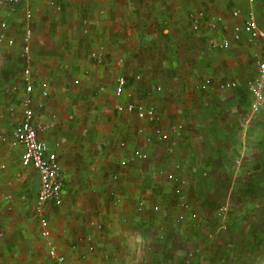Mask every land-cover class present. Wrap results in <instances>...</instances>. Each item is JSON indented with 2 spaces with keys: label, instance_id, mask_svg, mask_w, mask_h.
I'll return each instance as SVG.
<instances>
[{
  "label": "crops",
  "instance_id": "1",
  "mask_svg": "<svg viewBox=\"0 0 264 264\" xmlns=\"http://www.w3.org/2000/svg\"><path fill=\"white\" fill-rule=\"evenodd\" d=\"M205 2L208 21L215 22V28L208 27L215 33L214 39L202 34V23L198 31L190 27L194 37L183 42L199 53L200 68L194 72L182 65L163 68L177 82L162 87L176 97L168 105L163 102L169 107L163 111L149 97L158 83L144 79L140 85L127 76H141L138 68L148 64L157 45L166 57H173L171 47L182 44L181 36L187 31L185 11ZM263 4L264 0L0 3V21L7 23L6 36L14 40L12 46H0V133L8 134L21 119L20 102L25 93L20 78L27 64L21 57V45L24 29L29 27L34 123H54L39 137L57 152L63 182L62 203H47L45 211L50 238L68 264H184L186 252L202 250L201 237L209 236L210 231L201 224L209 226L214 216L207 214L215 202L212 183L219 173L244 170L249 163L243 160V153L221 148L228 121L206 109L215 104L213 93L224 95L232 88L210 85L206 91L198 89L210 76L201 71L200 54L204 52L196 44L207 51L218 35V43L229 40V48L221 50L225 51V67L214 60L216 53L209 54L218 75H228L233 57L244 52H252L257 60L259 44L248 41L242 20L252 10L264 30ZM233 9L240 11L236 18L231 15ZM235 31L238 39L233 38ZM94 50H101L99 59L90 57ZM119 58L123 64H118ZM200 73L205 75L184 83L186 75ZM120 74L137 101L160 111L164 129L173 123L183 125L174 145L150 140V123L114 110L113 88ZM101 86L104 91L99 90ZM44 87L49 91L47 97L42 96ZM134 149L145 157L121 167V159L129 158ZM21 152V146L11 148L0 142V164L5 165L0 170V264H53L33 211L39 175L32 167L21 165ZM171 170L185 180L181 199L174 197L173 184L166 178ZM200 173L204 174L202 182ZM179 214L184 215L182 220H178Z\"/></svg>",
  "mask_w": 264,
  "mask_h": 264
},
{
  "label": "rangeland",
  "instance_id": "2",
  "mask_svg": "<svg viewBox=\"0 0 264 264\" xmlns=\"http://www.w3.org/2000/svg\"><path fill=\"white\" fill-rule=\"evenodd\" d=\"M205 4L206 2L201 3L200 7L195 10H191L190 7L185 11L184 23L187 26V31L181 36L182 44L171 47L173 57H166L161 47L157 45L156 54L154 56L150 54L148 64L146 66L144 64V67L140 65L138 68L141 76L138 78L127 76L132 79L131 81L140 85L144 83V79L152 84L158 83L161 86L160 90L156 88L155 91H150L149 97L150 101L163 111L169 110V107H165L164 103L168 105L167 102L170 104L176 97L168 91L164 92L162 87L177 85V82L167 77L163 68L172 69L182 65L190 72L200 68L197 65L199 53H195V50L183 42L188 38L191 41V37H194L190 27L195 14L203 12L200 22V24L202 23L201 32L202 34L206 33L208 39H214L215 33L210 32L209 25L205 26L209 18L208 5ZM217 37L216 40L210 42V49L207 51L196 44L198 50L204 52V54H200L201 71L210 76L211 85L215 86V89L219 88L222 83L231 80L235 81L236 85L224 95L219 94L220 92H216V95L213 93L211 100L212 104H215L213 106L210 104L206 111L210 109L211 113H215L214 115L229 122L226 125L229 130L221 141V148L231 150L237 155L240 152L243 153V160L248 161L249 164L244 170L219 173L212 183L215 187L213 191V201L215 202L210 207L211 210H207V214L214 215L213 221L209 226L201 224L203 228L210 231L209 236L201 237L203 241H201V245H204L202 250L191 249L193 251L185 253L184 264H264V107L258 111H252L251 96L246 87L247 81L252 79L255 74L256 58L252 52H244L241 57L234 56L228 75H218L216 69L211 66L214 62L211 60L213 57L209 56L211 53H216L217 59L214 58V60L223 63L222 56L225 51H221L223 49L219 47ZM163 56H165L164 59ZM162 62L165 66L162 65ZM223 65L224 63L221 67H225ZM237 70L239 72L236 73ZM214 71L216 72L214 73ZM205 74L186 75L184 83L190 84L193 79H200ZM202 110L205 111V109ZM171 140L170 137L166 142L170 143ZM176 174L179 180L183 181L181 184L183 189L185 180L178 173ZM203 175L200 173L198 176L201 182L204 181ZM170 183L173 184V182ZM173 195L177 199H181L174 192ZM185 206L188 205L185 204ZM259 234L262 235V238H259ZM205 240L206 242H204ZM197 251L199 253H196Z\"/></svg>",
  "mask_w": 264,
  "mask_h": 264
},
{
  "label": "built area",
  "instance_id": "3",
  "mask_svg": "<svg viewBox=\"0 0 264 264\" xmlns=\"http://www.w3.org/2000/svg\"><path fill=\"white\" fill-rule=\"evenodd\" d=\"M24 0H0L1 4L16 5ZM251 2L252 0H248ZM264 8V4H263ZM239 10L233 9L231 12L232 17L236 18L239 16ZM29 17V13L26 14ZM203 17V12H198L193 16L191 29L193 31H198L201 18ZM207 25L211 28L215 27L214 21H208ZM7 23L5 21H0V46L3 44L6 46H12L14 40L6 36ZM242 30L246 34L249 42H256L259 44V56L256 60L255 74L252 79L248 80L246 83L247 90L251 96V109L253 112L258 111L264 107V30L261 29L256 21L255 14L252 10H248L242 20ZM31 29L26 27L22 35V45H21V57L27 63L21 73V82L23 85L24 96L21 99V119L20 121L11 129L8 134L0 133V142L8 145L11 148L22 147V152L20 155V163L24 167H32L35 169L39 175V187L36 192L35 202L33 211L37 217L39 225V235L43 239L47 255L52 260L53 264H68L67 258L63 253L57 250L56 245L50 238L49 220L47 213L45 211V206L47 203H54L60 205L63 198V182L61 175V164L57 152L49 149L45 141L39 137V133L51 128L54 123L49 122L45 124H35L34 123V111L31 107V97L30 94L33 91V80H32V70L28 64L30 56V39H31ZM234 39L239 38L238 32L235 31L233 35ZM230 42L228 39H223L219 43L221 49H228ZM101 50H94L90 52V57L93 59H99L101 55ZM118 64H123L124 60L122 58L118 59ZM139 77L138 75L136 76ZM211 85V79L209 77L204 78L199 84L198 89L201 91H206ZM236 85L233 81H227L222 83L221 88H233ZM128 81L126 77L122 74L116 77L115 85L113 88V96L115 99L114 110L118 113H131L134 114L137 119L145 121L152 125V136L150 140L156 143H163L169 140L171 136L174 135V139L171 140V144H175L176 138H178L182 131L183 125L181 123H173L168 129H164L160 125L161 113L160 111L151 104H145L141 101H137L134 98V93L128 88ZM160 86L157 87L160 90ZM100 91H104V87L99 88ZM49 91L47 88L42 89V96L47 97ZM125 100L122 101L121 99ZM140 130L142 127L139 128ZM125 143L122 142L121 146ZM145 155L134 149L129 158H123L120 161V166L124 167L128 162H136L144 158ZM178 168V165L175 166ZM5 165L0 164V170L4 169ZM115 177V176H114ZM166 178L173 182V192L179 198H182V185L183 181H180L175 171H168L166 173ZM7 199H10V195H5ZM21 198H24L23 196ZM185 206V204H184ZM225 209L224 207H222ZM154 210L158 207L154 206ZM184 218L183 214L178 215V220ZM1 235V233H0ZM8 264H16L15 262H9Z\"/></svg>",
  "mask_w": 264,
  "mask_h": 264
},
{
  "label": "trees",
  "instance_id": "4",
  "mask_svg": "<svg viewBox=\"0 0 264 264\" xmlns=\"http://www.w3.org/2000/svg\"><path fill=\"white\" fill-rule=\"evenodd\" d=\"M259 238H262V235L261 234H259Z\"/></svg>",
  "mask_w": 264,
  "mask_h": 264
}]
</instances>
